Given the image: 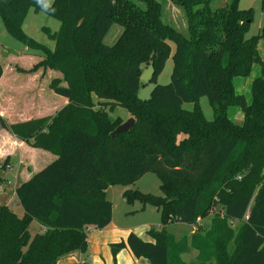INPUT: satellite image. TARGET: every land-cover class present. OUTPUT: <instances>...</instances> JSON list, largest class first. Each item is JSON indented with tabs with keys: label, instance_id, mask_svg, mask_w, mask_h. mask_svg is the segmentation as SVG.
I'll return each mask as SVG.
<instances>
[{
	"label": "trees",
	"instance_id": "trees-1",
	"mask_svg": "<svg viewBox=\"0 0 264 264\" xmlns=\"http://www.w3.org/2000/svg\"><path fill=\"white\" fill-rule=\"evenodd\" d=\"M138 1L144 6L131 0H0L5 28L35 48L40 46L22 31L26 12L60 21L57 31H46L53 49L42 47L41 60L20 71H59L63 82L53 79L50 88L67 100L53 115L8 126L2 121L13 135L55 158L15 189L21 217L0 205V264H57L71 252H85L87 230L111 221L107 188L128 187L148 172L160 180L162 196L130 189L122 196L127 203L157 207L161 225L147 232L152 241L130 232L111 243L113 259L124 248L150 264H186L181 255L192 246L203 255L194 245L199 236L176 240L166 226L194 224L216 200L224 215L214 229L213 264H264V59L258 53L264 27L246 37L252 12L240 9L239 0L217 9L214 0H169L184 12V34L163 22L159 2ZM113 23L123 32L107 45ZM170 56V81L159 85ZM145 62L153 65L148 83L155 86L141 100ZM254 64L260 76L247 103L232 80L249 76ZM201 96L208 97L211 120L198 104ZM114 106L130 113L134 124L111 136L124 121L108 115ZM233 106L241 109L242 124L228 118ZM31 220L40 232L29 239ZM230 242L232 253L226 251Z\"/></svg>",
	"mask_w": 264,
	"mask_h": 264
},
{
	"label": "rangeland",
	"instance_id": "rangeland-1",
	"mask_svg": "<svg viewBox=\"0 0 264 264\" xmlns=\"http://www.w3.org/2000/svg\"><path fill=\"white\" fill-rule=\"evenodd\" d=\"M48 3L51 0H46ZM139 6H144L138 0H131ZM161 4V16L163 22L172 26L175 30L184 33L186 32V20L183 10L169 0H156ZM230 0H214L211 4L213 9L224 7ZM238 7L240 9H250L252 12V20L249 24V29L246 37L256 36L260 29L264 27V0H239ZM60 26V21L45 12H34L29 9L26 12L25 18L22 23V31L40 46L35 48L28 43L13 36L4 26L0 15V64L2 66V73L4 75L0 82V90L5 93L4 98L0 99V106L3 107L4 117L0 118V127L2 121L6 126L16 123L21 118L27 115H32L29 109H39L40 113L45 116L53 115L62 105L60 96L54 94L50 88V82L53 79L62 81V75L59 71L38 68L31 73H22L20 69L28 70L33 65L41 60L43 55V48L52 50L54 41L50 39L46 33L57 31ZM123 32V27L117 23H113L108 34L104 38L107 45L116 43ZM167 43L171 47V53L174 51V44L170 41ZM258 53L264 59V41H258ZM145 63H141L140 67L142 73L146 70ZM172 59L171 56L167 59L162 72L157 77V84L165 85L170 81L172 73ZM260 76V67L258 64L252 66V72L247 77H234L233 85L238 94L244 96L245 100L250 102V86L252 81ZM36 78L37 81L34 80ZM137 92L138 98L146 100L150 96V92L155 86L153 82L142 83ZM240 85L241 89H239ZM96 101V99H95ZM198 104L204 117L207 120L213 118V112L208 101L207 96L198 98ZM97 105V104H96ZM183 108L192 109L193 103H184ZM111 118L119 117L125 121L133 118L123 107L114 106L112 109H106ZM35 113L37 110L34 111ZM31 113V114H30ZM43 115V114H42ZM228 118L236 124H242L243 114L241 109L237 106L229 107L227 111ZM121 124V123H119ZM7 130V129H6ZM12 134L9 130H7ZM13 135V134H12ZM15 136V135H14ZM19 140V137L15 136ZM23 141V140H21ZM55 157V156H54ZM52 157V158H54ZM53 159L46 162L50 163ZM7 160L0 162V169H7ZM13 171H8V179L10 185L13 186L14 178ZM137 190L141 193L151 194L155 196H162L163 191L160 188V180L154 173H145L136 182L128 187L122 185H113L106 190L107 199L112 204V219L115 223L120 225L121 229L130 227V232L146 233L151 228H158L161 225V212L160 210L151 205H143L138 200L132 203H126L121 197L122 192L126 189ZM252 203V202H251ZM17 216H22L23 210L14 194L8 206ZM224 215L223 205L220 201H214L204 211V214L199 216L194 224L188 225L184 223H170L166 226V230L175 236L176 240L181 237L190 238L192 234L199 236L198 241L194 244L200 246L204 250L203 255L198 252L193 246L189 248L187 253L181 255V259L186 264H213V235L214 229L217 225V220ZM239 223L235 225L237 230ZM40 232V226L35 220H31L28 224L29 239L36 233ZM118 242V241H117ZM234 245L230 242L226 251L232 253ZM66 256V255H65ZM146 262H148L146 260Z\"/></svg>",
	"mask_w": 264,
	"mask_h": 264
},
{
	"label": "crops",
	"instance_id": "crops-1",
	"mask_svg": "<svg viewBox=\"0 0 264 264\" xmlns=\"http://www.w3.org/2000/svg\"><path fill=\"white\" fill-rule=\"evenodd\" d=\"M3 75L4 69L0 77V82L3 78ZM34 80L37 81L36 78H34ZM241 86L244 85H240V90H242ZM4 92L0 90V99L4 98ZM59 98L61 99V105L63 106L67 100L63 97ZM35 110H37L36 113L34 112ZM29 111L32 112V115H27L26 117L14 122L45 116L44 113H40L39 109H29ZM1 117H4V110L2 106H0V118ZM52 157H54V155L51 153L31 147L26 142L21 141L14 135L10 134L5 128L0 127V162L7 160V169H0V205L10 206V202L13 195L15 194V189L17 186H19L23 181L27 180L33 173L44 167L46 162L51 159L54 160L55 157ZM13 168L15 174L12 186L10 185L7 175L9 170L13 171ZM121 197L123 198V196ZM120 227L121 226L115 223L111 217V221L106 227L102 229H88L86 232V251L71 252L70 254L61 257L57 264H150L149 261L147 260L148 262H146V259L144 258L134 257L128 248L120 250L116 254L115 259H113L110 244L121 239H125L130 233L131 229L130 227H125V229H121ZM135 234L144 241H152L146 231L145 233L136 232Z\"/></svg>",
	"mask_w": 264,
	"mask_h": 264
},
{
	"label": "water",
	"instance_id": "water-1",
	"mask_svg": "<svg viewBox=\"0 0 264 264\" xmlns=\"http://www.w3.org/2000/svg\"><path fill=\"white\" fill-rule=\"evenodd\" d=\"M153 72H154L153 65L149 64L146 70L141 74L140 80L144 83L149 82V80L153 75ZM133 124H134V119L129 118L127 121L122 122L120 125H118L111 133V136L128 131L133 126Z\"/></svg>",
	"mask_w": 264,
	"mask_h": 264
}]
</instances>
